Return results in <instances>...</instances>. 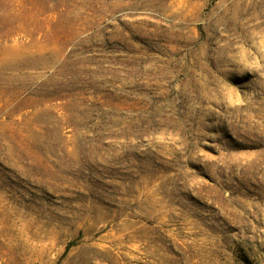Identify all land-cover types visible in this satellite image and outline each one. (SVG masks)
<instances>
[{
    "label": "rangeland",
    "instance_id": "374dc122",
    "mask_svg": "<svg viewBox=\"0 0 264 264\" xmlns=\"http://www.w3.org/2000/svg\"><path fill=\"white\" fill-rule=\"evenodd\" d=\"M0 264H264V0H0Z\"/></svg>",
    "mask_w": 264,
    "mask_h": 264
}]
</instances>
